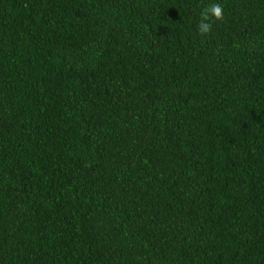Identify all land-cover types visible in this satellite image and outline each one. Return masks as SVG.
Instances as JSON below:
<instances>
[{"label": "trees", "instance_id": "16d2710c", "mask_svg": "<svg viewBox=\"0 0 264 264\" xmlns=\"http://www.w3.org/2000/svg\"><path fill=\"white\" fill-rule=\"evenodd\" d=\"M0 264H264V0H0Z\"/></svg>", "mask_w": 264, "mask_h": 264}, {"label": "clouds", "instance_id": "9594fccd", "mask_svg": "<svg viewBox=\"0 0 264 264\" xmlns=\"http://www.w3.org/2000/svg\"><path fill=\"white\" fill-rule=\"evenodd\" d=\"M224 19V9L219 3H211L204 7L200 13V21L197 25V30L201 36L210 34L213 28V23Z\"/></svg>", "mask_w": 264, "mask_h": 264}]
</instances>
